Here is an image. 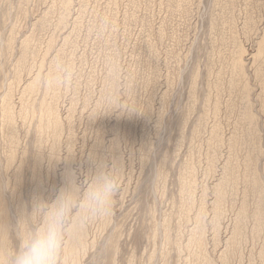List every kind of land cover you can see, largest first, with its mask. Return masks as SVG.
I'll list each match as a JSON object with an SVG mask.
<instances>
[{
	"label": "rangeland",
	"instance_id": "obj_1",
	"mask_svg": "<svg viewBox=\"0 0 264 264\" xmlns=\"http://www.w3.org/2000/svg\"><path fill=\"white\" fill-rule=\"evenodd\" d=\"M101 166L61 264H264V0H0V253Z\"/></svg>",
	"mask_w": 264,
	"mask_h": 264
},
{
	"label": "clouds",
	"instance_id": "obj_2",
	"mask_svg": "<svg viewBox=\"0 0 264 264\" xmlns=\"http://www.w3.org/2000/svg\"><path fill=\"white\" fill-rule=\"evenodd\" d=\"M70 79L64 69L60 82ZM44 82L41 78L39 83ZM123 184V172L116 166L98 167L83 185L76 171L69 170L65 185L54 199L34 198L31 211L21 213L16 230L18 244L0 253V264H61L69 234L114 215Z\"/></svg>",
	"mask_w": 264,
	"mask_h": 264
}]
</instances>
